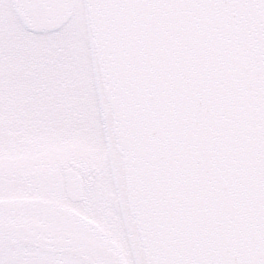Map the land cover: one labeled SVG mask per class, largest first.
Returning a JSON list of instances; mask_svg holds the SVG:
<instances>
[{"label": "snow or ice", "instance_id": "snow-or-ice-1", "mask_svg": "<svg viewBox=\"0 0 264 264\" xmlns=\"http://www.w3.org/2000/svg\"><path fill=\"white\" fill-rule=\"evenodd\" d=\"M0 8V264H264V0Z\"/></svg>", "mask_w": 264, "mask_h": 264}, {"label": "rangeland", "instance_id": "rangeland-1", "mask_svg": "<svg viewBox=\"0 0 264 264\" xmlns=\"http://www.w3.org/2000/svg\"><path fill=\"white\" fill-rule=\"evenodd\" d=\"M0 12H5V13H7L9 15L12 14V10L6 9V8H0ZM25 22L26 23H30V21H29V19L27 17H25ZM14 35L16 36V38L21 43L23 42L25 44V46H27L30 43V40H29L28 36L25 33L19 32V33H16ZM10 135L13 137L14 140L20 138L19 131L16 128L14 123H13L12 129L10 131ZM20 142L23 143V140H21ZM16 159H17V157L15 155H13V160L15 161ZM35 167H36V165H31L30 164L29 167H28V171L34 170ZM29 194H26V195H24V194L15 195V199L22 200L23 198H26L28 200V202H32V201H41V202H43V200H42L43 198L39 197L36 193L31 191ZM16 202H19V200L16 201ZM44 203L48 204L47 201H44ZM50 206L53 207V208L59 209V210L63 211L64 213L68 214V215H75L76 214V210L73 207H71L70 205L65 204V203L55 202V203H52ZM38 219L39 218H33V220H36V221H38ZM43 225H44L43 228L47 227V225L44 222H43Z\"/></svg>", "mask_w": 264, "mask_h": 264}]
</instances>
